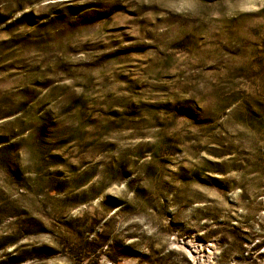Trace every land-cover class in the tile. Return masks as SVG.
<instances>
[{"label": "clouds", "instance_id": "1", "mask_svg": "<svg viewBox=\"0 0 264 264\" xmlns=\"http://www.w3.org/2000/svg\"><path fill=\"white\" fill-rule=\"evenodd\" d=\"M0 264H264V0H0Z\"/></svg>", "mask_w": 264, "mask_h": 264}]
</instances>
